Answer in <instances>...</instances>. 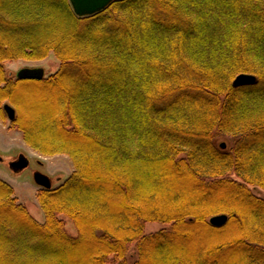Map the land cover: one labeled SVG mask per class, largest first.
<instances>
[{
	"label": "trees",
	"instance_id": "1",
	"mask_svg": "<svg viewBox=\"0 0 264 264\" xmlns=\"http://www.w3.org/2000/svg\"><path fill=\"white\" fill-rule=\"evenodd\" d=\"M49 54L59 66L39 80L6 66ZM244 72L256 84L235 87ZM4 102L30 147L74 169L38 194L43 221L0 176V264H264V0H112L90 15L0 0L9 118Z\"/></svg>",
	"mask_w": 264,
	"mask_h": 264
},
{
	"label": "rangeland",
	"instance_id": "2",
	"mask_svg": "<svg viewBox=\"0 0 264 264\" xmlns=\"http://www.w3.org/2000/svg\"><path fill=\"white\" fill-rule=\"evenodd\" d=\"M7 69L12 75L16 76L17 71L23 67H43L45 76L54 72L59 66V61L53 54H49L48 57L38 60H25L16 59L15 61H6ZM51 95V94H50ZM50 98L47 94H29L27 96V103L40 107L41 102ZM8 103V102H7ZM6 103V104H7ZM4 103H1L4 106ZM1 111V106H0ZM16 111V110H15ZM33 120L41 122L40 118L34 114ZM218 145L226 143V146L231 145V137L225 135V137L219 136ZM0 176L13 185L14 196L19 203L25 204L29 212L39 221L44 220V212L41 210L40 203L38 201V194L41 191V187L36 183L34 179V173L41 172L46 174L52 181V187L63 183L68 175L73 172V164L71 157L64 154L47 155L40 153L38 150L30 147L24 140L22 131L11 125L9 118L2 116L0 112ZM21 155L25 156L29 160V166L21 171L12 170L9 166L10 162L18 160ZM252 190L258 195L264 198V191L259 188L252 187ZM69 227L71 225L69 224ZM163 227L162 224L153 222L148 223L145 228L147 232H154ZM136 257V253L133 254V258Z\"/></svg>",
	"mask_w": 264,
	"mask_h": 264
},
{
	"label": "water",
	"instance_id": "3",
	"mask_svg": "<svg viewBox=\"0 0 264 264\" xmlns=\"http://www.w3.org/2000/svg\"><path fill=\"white\" fill-rule=\"evenodd\" d=\"M71 4L74 7L76 14L81 15H90V13H94L100 11L107 5L111 3L112 0H70ZM45 76V71L43 67H23L17 71V77L20 79H41ZM257 82V76L251 73H241L238 74L234 79L232 84L235 87H243L244 85H255ZM4 109L6 111L7 116H9L10 120H14L16 118L15 108L9 103L5 104ZM222 148H225L226 143L221 144ZM0 160L2 157L0 155ZM29 164L28 158L21 155L20 160L13 161L10 163V167L12 170L21 171ZM34 179L36 183L42 188H50L52 185L51 179L41 172H35ZM229 219L227 214H218L210 218V223L214 226L223 225Z\"/></svg>",
	"mask_w": 264,
	"mask_h": 264
},
{
	"label": "flooded vegetation",
	"instance_id": "4",
	"mask_svg": "<svg viewBox=\"0 0 264 264\" xmlns=\"http://www.w3.org/2000/svg\"><path fill=\"white\" fill-rule=\"evenodd\" d=\"M18 160H20V157H18ZM18 160H15V161H18ZM13 162V161H12ZM11 163V162H10ZM9 166H10V164H9ZM28 166H29V164H28ZM27 166V167H28ZM27 167H25L24 169H26ZM37 172V171H36ZM35 174V173H34ZM52 186V185H51Z\"/></svg>",
	"mask_w": 264,
	"mask_h": 264
}]
</instances>
